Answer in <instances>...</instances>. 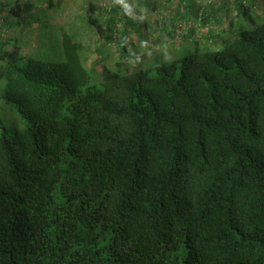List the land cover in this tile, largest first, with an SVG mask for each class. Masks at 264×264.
Listing matches in <instances>:
<instances>
[{"label": "trees", "instance_id": "1", "mask_svg": "<svg viewBox=\"0 0 264 264\" xmlns=\"http://www.w3.org/2000/svg\"><path fill=\"white\" fill-rule=\"evenodd\" d=\"M193 1L0 0V264H264V21ZM151 14L205 48L116 67Z\"/></svg>", "mask_w": 264, "mask_h": 264}, {"label": "rangeland", "instance_id": "2", "mask_svg": "<svg viewBox=\"0 0 264 264\" xmlns=\"http://www.w3.org/2000/svg\"><path fill=\"white\" fill-rule=\"evenodd\" d=\"M101 1L105 3L111 2V0ZM209 1L211 0H194L193 4L195 6L204 7L206 4H208ZM227 1L228 0H215V2H221L222 4ZM248 1L250 3L251 0ZM253 3L254 4L251 7L253 8V10L250 18L247 16L240 19V25L247 31L252 29L253 26L258 25L264 21V0H253ZM67 5H70V2H68ZM207 11H209L208 5ZM222 13L224 14V10H222ZM213 14H216V12L214 11L210 13V15ZM145 17L146 16H144V19H146ZM165 17H167V14L165 15ZM154 18L156 19L157 17L152 15L149 20L150 25H144L142 18H136L134 16L133 19L130 18L128 20V35H124L125 37L123 38V36L121 37L120 33H115L113 38L114 44L121 45L122 52V58L119 59L116 67H129L130 69H151L170 60H178L191 54L194 50L195 45H198L200 48H205L204 46H206L207 44L203 40V32H205V29L198 28L197 24L194 26L195 19L191 20V18H188V16H186L182 20L184 24L179 29L173 27L170 31H166L165 33L157 32L156 34H154V32H152L150 28ZM208 20L210 21L211 18H209ZM223 24L224 20H220L218 24H213V27L215 30H218L223 26ZM75 26L77 27V29L80 28L81 30H83L84 26L86 25H81L78 23V25L75 24ZM84 32L86 34H89L88 36L86 35L85 38H82L84 43L83 45L85 47V64L87 66L86 68L89 69L91 68V66L88 67L90 60L94 55L92 51L94 49L93 42L98 32H95L93 34L88 32L87 30H84ZM21 35L23 36V40L25 39L23 49L25 53H28V51H30V43L28 42L29 40L27 41V38L33 37V34H28V30L25 29L24 32H21ZM219 47L220 45L217 43V45H213L209 47V49L218 50ZM113 55H118L117 49L114 45H109V56L107 58ZM109 61L110 60L107 61L108 64H110ZM98 68L99 66L97 65V70H99ZM2 90L3 81L0 82V96L2 95ZM0 114L3 117V121H5V104H0ZM6 116L12 117L13 114L9 111L7 112Z\"/></svg>", "mask_w": 264, "mask_h": 264}, {"label": "clouds", "instance_id": "3", "mask_svg": "<svg viewBox=\"0 0 264 264\" xmlns=\"http://www.w3.org/2000/svg\"><path fill=\"white\" fill-rule=\"evenodd\" d=\"M116 3L124 5L125 8L128 6L124 3V0H115Z\"/></svg>", "mask_w": 264, "mask_h": 264}]
</instances>
